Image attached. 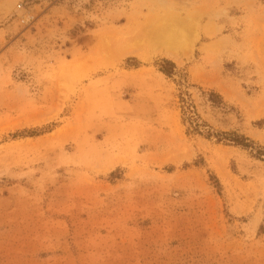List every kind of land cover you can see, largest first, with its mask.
Wrapping results in <instances>:
<instances>
[{"label": "rangeland", "instance_id": "374dc122", "mask_svg": "<svg viewBox=\"0 0 264 264\" xmlns=\"http://www.w3.org/2000/svg\"><path fill=\"white\" fill-rule=\"evenodd\" d=\"M0 264H264V0H0Z\"/></svg>", "mask_w": 264, "mask_h": 264}, {"label": "bare ground", "instance_id": "6f19581e", "mask_svg": "<svg viewBox=\"0 0 264 264\" xmlns=\"http://www.w3.org/2000/svg\"><path fill=\"white\" fill-rule=\"evenodd\" d=\"M190 26L191 25L189 23L187 24L186 23L184 24H180V23L179 24L178 23L177 24H165V23L160 24L156 26V28H154L153 30L151 29L150 31H147V34L145 36H147L148 38L146 41L152 42L155 48H157V50L160 49L161 51H164L167 54L175 56L178 54V51H179L178 49L179 47L177 45L179 43H182V45L184 44L185 39H186L185 34L186 32H188ZM191 36H193L192 30H191ZM139 38H140V34L139 36H136L132 41H127L126 44L129 42L138 41ZM140 41L142 43V39Z\"/></svg>", "mask_w": 264, "mask_h": 264}, {"label": "trees", "instance_id": "16d2710c", "mask_svg": "<svg viewBox=\"0 0 264 264\" xmlns=\"http://www.w3.org/2000/svg\"><path fill=\"white\" fill-rule=\"evenodd\" d=\"M234 142H235L236 144L243 145L244 147L247 146V145H244L243 141H241L240 139H235Z\"/></svg>", "mask_w": 264, "mask_h": 264}]
</instances>
